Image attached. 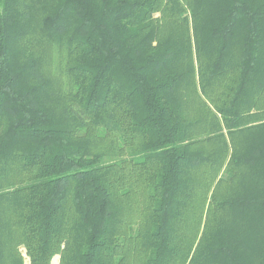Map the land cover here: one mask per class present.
I'll return each mask as SVG.
<instances>
[{"label": "trees", "instance_id": "1", "mask_svg": "<svg viewBox=\"0 0 264 264\" xmlns=\"http://www.w3.org/2000/svg\"><path fill=\"white\" fill-rule=\"evenodd\" d=\"M21 248L264 264V0H0V264Z\"/></svg>", "mask_w": 264, "mask_h": 264}, {"label": "rangeland", "instance_id": "2", "mask_svg": "<svg viewBox=\"0 0 264 264\" xmlns=\"http://www.w3.org/2000/svg\"><path fill=\"white\" fill-rule=\"evenodd\" d=\"M209 93H210V91L208 92V94ZM204 98L207 99L206 97H204ZM196 104L200 105V102L196 101ZM201 109H203V108L201 107ZM200 119H202V127L206 128L207 127V123L212 119V116L210 114H207V113L204 112V113H202ZM207 131L208 130H205V131L201 132L200 134L204 136V135H206L208 133ZM21 252H22V256L24 258V264H31L30 257H28L26 250L24 248H21ZM60 261H61V255L59 254V255H56L52 259V264H60Z\"/></svg>", "mask_w": 264, "mask_h": 264}]
</instances>
